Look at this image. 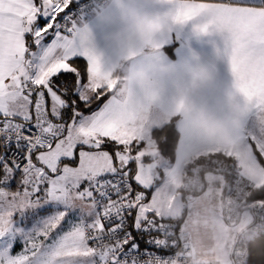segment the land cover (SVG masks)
<instances>
[{
	"label": "snow or ice",
	"instance_id": "snow-or-ice-1",
	"mask_svg": "<svg viewBox=\"0 0 264 264\" xmlns=\"http://www.w3.org/2000/svg\"><path fill=\"white\" fill-rule=\"evenodd\" d=\"M145 13L137 0H0V264H172L141 129L175 71L155 62L166 28L226 35L239 139L264 168V0H167L156 35ZM93 27L100 40L120 29L107 62ZM247 264H264V227Z\"/></svg>",
	"mask_w": 264,
	"mask_h": 264
},
{
	"label": "crops",
	"instance_id": "crops-1",
	"mask_svg": "<svg viewBox=\"0 0 264 264\" xmlns=\"http://www.w3.org/2000/svg\"><path fill=\"white\" fill-rule=\"evenodd\" d=\"M137 3L143 11L151 14H162L167 10V0H137ZM85 22L88 23L87 19ZM92 31L97 50L103 54L105 61L114 58L119 46L120 29L115 28L107 40H100L94 27ZM157 38L163 49L155 54V62L172 66L175 71L164 76L161 85L153 89L158 93L157 98L153 100L151 97L144 106L141 129L146 142L151 141L154 129L176 118L180 138L174 164L179 173H184L187 162L193 157L221 152L233 157L243 175L252 179L248 175L250 172L247 173L244 168L250 164L245 160L252 161L253 165L256 163L241 144L239 121L232 108L238 98L234 96L226 35L213 29L197 33L188 24L166 28ZM167 48H172L171 56L164 51ZM200 72L205 74L204 79L194 75ZM212 178L208 176L209 182ZM260 181L255 180L257 184H263L264 172ZM217 188L214 184L211 186L213 191ZM245 213L239 228L229 233L231 235H228L224 247L230 242L234 245L239 232L251 223V214ZM194 253L193 245V254L187 264L191 263Z\"/></svg>",
	"mask_w": 264,
	"mask_h": 264
},
{
	"label": "rangeland",
	"instance_id": "rangeland-1",
	"mask_svg": "<svg viewBox=\"0 0 264 264\" xmlns=\"http://www.w3.org/2000/svg\"><path fill=\"white\" fill-rule=\"evenodd\" d=\"M154 145L151 136V141L147 143L146 155L152 158L149 166L152 182L155 185V207L163 219L182 218L179 226L181 230L178 232H182L183 238L192 242L195 250L190 264H233L231 252L234 245L231 242L226 247L224 245L228 235H231L229 234L231 230L238 229L240 225H228L225 222L221 213L219 189L211 190L213 182L208 180L206 190L198 196L183 190L187 175L185 176L183 172L179 173L174 163L168 164L162 156H159ZM245 162L250 163L244 166L246 172H250L248 173L252 178L250 180H254V183L255 180L261 182V173L264 170L257 164L253 165L250 160ZM216 177L219 178L220 175ZM245 212L249 213L247 210Z\"/></svg>",
	"mask_w": 264,
	"mask_h": 264
},
{
	"label": "trees",
	"instance_id": "trees-1",
	"mask_svg": "<svg viewBox=\"0 0 264 264\" xmlns=\"http://www.w3.org/2000/svg\"><path fill=\"white\" fill-rule=\"evenodd\" d=\"M169 133H171V140L168 139ZM179 129L177 127L176 123V118L173 119L171 122L167 123L166 125L156 128L152 131V139L155 143V147L158 151V155L162 156L168 164H173L175 157H176V152H177V146L179 142ZM167 145V147L165 146ZM149 157V156H148ZM152 161V158L149 157V162ZM197 170L199 172V177L201 179V184L203 185V190L199 192H189L193 195H200L201 193L204 192L207 188V183H208V176H212V180H214L213 184L214 187L220 190V197L222 202V197L224 193L226 192V183L231 181L233 179L234 175H241L245 179H249L243 175V173L239 170L237 167V163L233 157L227 156L221 152L218 153H213L209 155H204L201 157H195L194 159L191 160V162L186 166L185 168V176L189 178L191 175V172ZM217 175H220V180ZM187 178V179H188ZM186 179V180H187ZM250 180V179H249ZM212 182V181H211ZM184 186V185H183ZM264 187V183L261 184L260 186L257 185V189L252 191L247 200L249 203H253V205H250L246 210L249 211L251 214V217H258V215H261V218H258L259 222L261 223L262 227H264V204H262L260 201L256 199V196L258 194V189ZM184 190V189H183ZM256 203V205H254ZM255 206V207H253ZM245 210V211H246ZM244 210L242 211V214L237 221L236 224L228 223L226 220L225 222L228 225H238L239 222L242 220V216L245 212ZM223 214V211H222ZM224 216V214H223ZM225 219V217H224ZM167 221H172L169 219H164ZM182 218L174 219L173 221L177 222L178 225V231L181 230L180 223H181ZM255 222V221H254ZM250 225V224H248ZM247 225V226H248ZM246 226V227H247ZM245 228V227H244ZM243 228V229H244ZM242 229V230H243ZM241 232V231H240ZM239 232V233H240ZM178 236L184 237L182 232H178ZM178 239V237H176ZM252 240L249 242L247 245V256L249 255V246L251 244ZM248 258V257H247ZM247 264V262H246Z\"/></svg>",
	"mask_w": 264,
	"mask_h": 264
},
{
	"label": "built area",
	"instance_id": "built-area-1",
	"mask_svg": "<svg viewBox=\"0 0 264 264\" xmlns=\"http://www.w3.org/2000/svg\"><path fill=\"white\" fill-rule=\"evenodd\" d=\"M226 186V192L221 202L222 211L228 223L236 224L242 211L245 208L247 209L250 205H253V203H249L247 198L252 191L257 189V184L252 180L245 179L241 175H234L233 179L226 183ZM183 189L186 192H199L203 190V185L201 184V179L197 170L191 172L190 177L184 183ZM254 205H256V203ZM258 218H261L260 214L257 218H252L250 225L245 227L238 234L233 251V264H246L248 257L247 245L253 239L254 235L262 228L261 223H257V221L259 222ZM165 222L170 227V234L174 237L173 243L177 245V253L172 264H187L189 258L193 254L192 243L178 236L177 222L167 220H165ZM176 237H178V239H176Z\"/></svg>",
	"mask_w": 264,
	"mask_h": 264
},
{
	"label": "clouds",
	"instance_id": "clouds-1",
	"mask_svg": "<svg viewBox=\"0 0 264 264\" xmlns=\"http://www.w3.org/2000/svg\"><path fill=\"white\" fill-rule=\"evenodd\" d=\"M127 2V0H125ZM140 25L142 28H147L149 25H152V33L153 35H156L159 33V31L166 26L165 20L162 16V14H151L146 12L142 17L140 21ZM126 62V61H125ZM198 78V77H197ZM158 96V93L156 91L153 92L152 99L155 100ZM203 115V113H201Z\"/></svg>",
	"mask_w": 264,
	"mask_h": 264
},
{
	"label": "water",
	"instance_id": "water-1",
	"mask_svg": "<svg viewBox=\"0 0 264 264\" xmlns=\"http://www.w3.org/2000/svg\"><path fill=\"white\" fill-rule=\"evenodd\" d=\"M236 240H237V239H236ZM235 244H236V242L234 243V246H233V249H232V252H231V254H233V251H234Z\"/></svg>",
	"mask_w": 264,
	"mask_h": 264
}]
</instances>
